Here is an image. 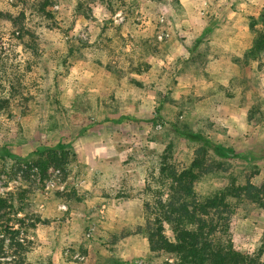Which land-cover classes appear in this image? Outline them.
Wrapping results in <instances>:
<instances>
[{"label": "rangeland", "instance_id": "1", "mask_svg": "<svg viewBox=\"0 0 264 264\" xmlns=\"http://www.w3.org/2000/svg\"><path fill=\"white\" fill-rule=\"evenodd\" d=\"M33 1L0 0V148L21 159L0 154V196L28 264H178L143 230L167 147L182 170L207 139L248 158L222 160L238 182L264 183V0H51L52 21ZM62 145L42 175L34 153ZM235 217L234 240L264 251V209Z\"/></svg>", "mask_w": 264, "mask_h": 264}, {"label": "trees", "instance_id": "2", "mask_svg": "<svg viewBox=\"0 0 264 264\" xmlns=\"http://www.w3.org/2000/svg\"><path fill=\"white\" fill-rule=\"evenodd\" d=\"M33 2L40 19H54L51 0ZM261 52H264V31L259 33L253 54ZM225 90L227 96L235 98L236 93ZM245 92V88L237 91V96L243 97ZM10 106L11 99L0 95V118L6 116ZM63 148L64 145L55 148L40 146L37 149L35 164L42 175H46L49 168L65 162ZM0 154L20 159L7 147L0 148ZM171 154L170 146L165 149L160 161L157 183L161 189L144 204L146 223L143 230L151 251L174 255L178 264H262L263 249L255 250L246 243L238 244L233 236L238 205L250 202L264 209V183L256 185L250 179L238 182L230 173V165L222 161H247L248 158L203 138L188 167L179 169ZM226 175L229 183L222 189L206 194H199L196 190L199 183ZM12 201L14 199L0 196V264H28L32 243L20 241L22 221L15 230L9 224L10 218L6 219L15 213ZM22 210L18 209L16 214L22 213ZM3 219H6L4 223Z\"/></svg>", "mask_w": 264, "mask_h": 264}]
</instances>
